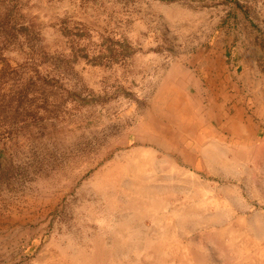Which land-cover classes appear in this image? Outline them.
Listing matches in <instances>:
<instances>
[{
    "label": "rangeland",
    "instance_id": "rangeland-1",
    "mask_svg": "<svg viewBox=\"0 0 264 264\" xmlns=\"http://www.w3.org/2000/svg\"><path fill=\"white\" fill-rule=\"evenodd\" d=\"M235 47V89L201 70L225 98L193 87L180 116L171 67ZM0 74L22 105L0 116V264H234L231 236L263 247L264 0H0ZM234 90L258 135L182 136L214 108L233 120Z\"/></svg>",
    "mask_w": 264,
    "mask_h": 264
},
{
    "label": "crops",
    "instance_id": "crops-1",
    "mask_svg": "<svg viewBox=\"0 0 264 264\" xmlns=\"http://www.w3.org/2000/svg\"><path fill=\"white\" fill-rule=\"evenodd\" d=\"M239 50L240 49H237L235 47V48H230V50L227 53L223 49L218 50L217 52L212 51L208 53L207 55H205V53H200L201 58L199 57L200 58L199 61H195L198 58L197 56L196 58L193 57V60L191 59L192 63L190 62L191 65L189 66H187L188 64H186V62L175 63L171 67L172 72L170 74V77L174 79V81L176 82L175 83L176 85L174 87L169 86L165 89V93L168 92L167 95L171 96L169 98L168 103L172 104L173 106L177 105L176 108H179L178 114L180 116L184 117L186 115L187 117H191L192 116L191 114L193 113L192 108L194 107L193 106L190 107V105L186 104L185 102H188L191 95L193 96V93H192L193 87H197L198 88L197 91L198 92L200 91V93H203V91H205V93L211 95L213 98V101H219L221 100L222 97L225 98L226 87H224L225 89H222L221 92H219L218 94L214 93L215 92L214 89L211 90L210 88L208 90V88L205 89L203 87L202 85L203 83L201 80L206 79L205 77L208 74L201 73V70H208V71L220 70L222 71L224 67L226 70L229 71V76L225 75V73L223 75L222 73L219 75L217 74H212L211 76L208 75L209 77L208 76L207 77L209 80H207V82L208 84L212 85V82H213L212 79L213 80L216 79L217 81L219 80L220 76H222L224 78V79L222 78L223 83H225V80H227V83L229 84V86L235 89V84L237 82L235 80L236 74L239 70L244 68L242 65V58L240 57L242 53ZM202 59H206L207 61L203 62L201 61ZM193 69L197 70L198 73H196L195 70ZM173 95L177 96V99H174ZM228 103H229L228 109L231 112H233V117H234L233 120L231 117H230L231 119H226L227 117H225L223 114H220V111L223 110L222 107H220V111L218 113H215V110L218 111L219 109L214 108L212 109L213 115H214L213 117L214 118L217 117L220 119V120H217V123L215 122V125L209 124L206 127H200L201 125L199 122L197 125H193L195 123H193L192 119H195V118H191L192 125H187V128H185L186 126H183V124H185L184 122L185 121L189 122L190 119L181 120V121L179 120L178 124L181 123L182 124L181 128H185V130L181 132L183 133L182 136H184V132L186 133L187 131H189L187 135L191 133L194 136V133H195L194 129H197V130L200 129L199 131H202L203 133L213 136L214 138H216V140H219V139L227 140L230 143L233 141L241 142L243 137L245 139L246 136H248L249 139L247 138L246 139L251 141L255 137V135H258L259 130L257 127L256 129L253 128L255 126L252 127L251 123L250 122L248 123L247 120H241L245 117V114H243L245 111L246 113L249 111L248 113L253 114L250 102L243 101V99L239 100V96L234 90V92L232 93L230 92L228 94ZM166 106L169 108V110L171 109V107H169L168 105ZM196 116L198 117L199 115H196ZM252 124L255 125V123H252ZM183 138L184 137H181V140H183Z\"/></svg>",
    "mask_w": 264,
    "mask_h": 264
},
{
    "label": "bare ground",
    "instance_id": "bare-ground-1",
    "mask_svg": "<svg viewBox=\"0 0 264 264\" xmlns=\"http://www.w3.org/2000/svg\"><path fill=\"white\" fill-rule=\"evenodd\" d=\"M174 123V122H173ZM172 123V124H173ZM176 124V123H175ZM174 124V125H175ZM179 125V124H178ZM182 125V124H181ZM154 126V125H153ZM165 126V125H164ZM184 131V128L182 129ZM160 131V130H158ZM182 132V131H180ZM187 134V133H186ZM183 135V134H182ZM178 138V137H177ZM181 139V138H180ZM230 231V230H229ZM223 235L226 233L221 231ZM231 234V233H230ZM228 235V234H227ZM236 235V234H235ZM216 238V237H215ZM237 238V237H236ZM218 239V238H217ZM232 236L229 238L228 246L229 249L237 256L234 264H264V245L263 247L257 245L255 250H249L247 246L237 245V242L234 240ZM238 240V239H237ZM225 241V240H224ZM219 242V241H218ZM250 245V244H249ZM255 245V244H254ZM220 249V247H219ZM234 255V256H235ZM212 257V256H211ZM203 259V258H202ZM212 261V260H211ZM64 263V262H63ZM203 263V262H202ZM214 263V262H213Z\"/></svg>",
    "mask_w": 264,
    "mask_h": 264
},
{
    "label": "trees",
    "instance_id": "trees-1",
    "mask_svg": "<svg viewBox=\"0 0 264 264\" xmlns=\"http://www.w3.org/2000/svg\"><path fill=\"white\" fill-rule=\"evenodd\" d=\"M2 74H0L1 76ZM2 89H0V116H7L14 120L15 118H19L21 116V113L19 112V108L22 107V105H15L14 101L15 99L12 97V93L10 90H7L5 93L1 94ZM9 96V100H6V97ZM2 97L4 101H2ZM20 102H24L23 96H19ZM19 103V102H18ZM8 124L9 122L6 121ZM5 123V124H6Z\"/></svg>",
    "mask_w": 264,
    "mask_h": 264
}]
</instances>
